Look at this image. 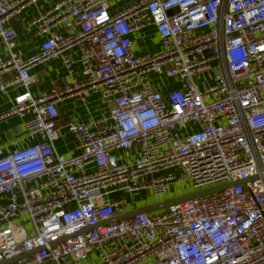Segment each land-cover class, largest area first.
Here are the masks:
<instances>
[{
  "label": "built area",
  "instance_id": "built-area-1",
  "mask_svg": "<svg viewBox=\"0 0 264 264\" xmlns=\"http://www.w3.org/2000/svg\"><path fill=\"white\" fill-rule=\"evenodd\" d=\"M37 1L0 0V78L15 72L0 94L20 89L0 119L21 117L28 141L0 147V262L38 249L13 264H264V0H56L23 58L11 21ZM151 24L161 49L138 54L132 33ZM52 59L66 76L34 92ZM152 73L182 85L164 94ZM92 94L104 115L60 121L61 102ZM62 129L75 155L56 150Z\"/></svg>",
  "mask_w": 264,
  "mask_h": 264
},
{
  "label": "crops",
  "instance_id": "crops-1",
  "mask_svg": "<svg viewBox=\"0 0 264 264\" xmlns=\"http://www.w3.org/2000/svg\"><path fill=\"white\" fill-rule=\"evenodd\" d=\"M56 0H38L34 4L29 5L19 15L12 19L11 25L17 32L14 40L13 52L23 58H28L37 54L41 48L43 37H36L33 33V26L30 25L37 15L45 12ZM131 0H118L116 8L120 9L129 5ZM133 48L138 54L157 53L161 49V38L155 25H146L141 29H137L132 33ZM10 51L0 38V56L8 57ZM76 55V53H75ZM79 69V66L76 67ZM32 75L35 79L33 86L34 92L48 90L57 82H61L66 76V69L60 59H52L47 62L38 64L33 67ZM15 75L14 71L3 74L1 81L10 80ZM151 81L164 94L174 87H180L181 81L177 78H163L152 73ZM19 88H10L0 94V115L5 113L12 105L15 94ZM59 119L66 123L70 120L81 121L89 120L93 117L104 115L108 111L107 104L99 95L92 94L85 102H76L74 99H65L58 105ZM23 119L19 116L4 117L0 119V147L8 152L13 146H25L28 144L24 137ZM56 150L65 155L71 156L76 154L74 137L65 129H62L59 137L54 142ZM137 151V150H136ZM135 151V152H136ZM118 152V154H120ZM127 156L133 155V152L125 153ZM174 197L173 193L169 194V198ZM155 202V201H154Z\"/></svg>",
  "mask_w": 264,
  "mask_h": 264
},
{
  "label": "water",
  "instance_id": "water-1",
  "mask_svg": "<svg viewBox=\"0 0 264 264\" xmlns=\"http://www.w3.org/2000/svg\"><path fill=\"white\" fill-rule=\"evenodd\" d=\"M230 185H231V183H226V184L218 185V186H215V187H212V188H209V189L188 193V194H185V195H182V196H179V197H172V198L166 199V200L158 202V203H154V204H151V205H148V206H144V207L132 210V211H130V212L124 214V215L118 216L114 220L118 221V220H121V219L130 218V217H132L134 215H137V214L150 213V212L158 211V210L167 208V207H169V206H171L173 204L183 202V201H185L187 199H190V198H193V197H198V196L205 195V194H208V193H213V192H215L217 190L223 189V188H225L227 186H230ZM36 250H38V249H34V250L29 251L27 253L21 254V255L16 256V257H14L12 259L3 260V261L0 262V264H13L14 262L18 261L22 257L31 255Z\"/></svg>",
  "mask_w": 264,
  "mask_h": 264
},
{
  "label": "rangeland",
  "instance_id": "rangeland-1",
  "mask_svg": "<svg viewBox=\"0 0 264 264\" xmlns=\"http://www.w3.org/2000/svg\"><path fill=\"white\" fill-rule=\"evenodd\" d=\"M174 190L176 194H182V193L190 191V188L188 187L186 183H182V184L179 183V184H176Z\"/></svg>",
  "mask_w": 264,
  "mask_h": 264
}]
</instances>
